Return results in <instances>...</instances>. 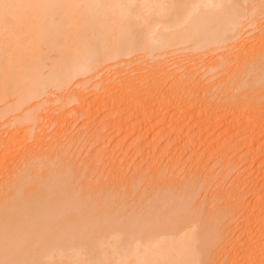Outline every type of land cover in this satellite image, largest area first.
Returning a JSON list of instances; mask_svg holds the SVG:
<instances>
[{
  "label": "bare ground",
  "instance_id": "obj_1",
  "mask_svg": "<svg viewBox=\"0 0 264 264\" xmlns=\"http://www.w3.org/2000/svg\"><path fill=\"white\" fill-rule=\"evenodd\" d=\"M263 18L264 0H0V127L9 128L14 126L16 122H18L17 125L20 122L34 123L35 116H37L35 114L38 109L40 110L42 104L47 102L50 104L54 102L61 103L64 102L67 96L63 99L59 94V96H54L53 100L47 101L46 99L55 95L54 91L59 92L66 89L76 78H84L75 83L74 86L82 88V91L85 92L83 89L89 81L99 77L95 75V73L99 74L98 71L101 75V72L118 65L134 64V62L145 60L147 62H142V64L148 66L150 63L154 61L156 63L159 60L157 71L154 73L152 72L153 69L151 70L145 66L148 68L146 77L137 76L140 78L137 82L132 79L131 81L122 79L120 88L117 87L122 92L121 98L119 94L118 97H114L113 90L109 86L105 89L102 88V91L104 90L103 96L105 94L104 97L107 101L105 105H109L111 109L114 108L113 110L110 109L111 112L108 117L111 118L112 116V118L117 119L116 121H122L130 114L129 107L135 108L136 112L146 116V114H150L146 108L151 104L152 109L150 108V110L157 112L161 121L166 118L168 110H172L171 114L176 112L179 116H182V112L186 111L184 106L191 109L190 114H192L188 119L190 120L193 118L194 113L196 117L195 111H197V108L191 104L194 100L197 101V99H193L195 93L203 91L202 98H205L208 92L211 96L205 100H214H212L213 93L210 92V88L213 89V87L211 85L207 87L208 84L206 85V83H204L206 87L201 84V74L200 76L197 75L198 79H195L197 77L194 78V69L198 68L197 65H200L201 57L205 54L220 51L217 55L214 53V57L211 54L213 57H210L212 59L211 63L200 66L204 67L207 74L208 72H214L217 79V75L220 73H224L225 76V73L228 72V75L225 78L223 76L222 80L216 85L223 84V91L228 89L232 92L233 90L232 95L225 97L228 100L223 99V101H226L224 105L208 102L203 107L202 112H197L200 113V118L201 113H203L202 118L207 125L216 123L218 125L220 123L218 119L220 121L222 119L223 123L229 125L228 130L231 125H233L231 128H234L236 123L241 120L244 127L241 125V129L239 127L235 128L239 137L237 138L243 140L246 138L253 143V141L264 136V106L261 114L258 111V113H248L250 108L246 100L249 111H243L240 114L238 111V113L235 112V109L240 105L244 107V103L241 104L239 101H232V99L236 97L238 92L245 89L248 92V89L253 88L254 90L256 86L260 90L259 86L264 85V33L262 36L259 34L252 36L254 40L261 42V45L254 51H249L250 47L245 48L248 44L246 43L247 38H243L244 42L241 39L243 33L245 31L247 33L249 28H252L249 34L257 29V25ZM259 31L261 32V30ZM239 39H241V42L238 41ZM234 50L238 51L235 53ZM187 55L190 58L188 61L192 62L194 67L188 66L189 70L183 73L184 77L182 75V78H180L179 75L168 85L167 83L170 81L168 79L171 75L162 72L161 65L169 58H173L172 61L175 59L181 60V58L185 59ZM233 61L237 62L235 67L230 65ZM175 62L170 63L176 65ZM126 67L128 68V66ZM227 67L230 68L225 71L224 69ZM199 69L200 67L196 69V73L200 71ZM168 72L171 73V69ZM210 75L211 81L214 80L212 73ZM143 79H147V84H143L144 87L140 85ZM206 79L205 76L204 81L208 82L209 80L206 81ZM214 82L215 80L211 83L215 86ZM98 85L97 83L94 86L97 87ZM117 88L115 89L117 90ZM81 93L79 106L83 105L87 98L86 95ZM76 95H79V93ZM248 95L251 96L252 94ZM202 98L198 101H202ZM77 99L76 101H78ZM120 103L123 105L121 108L118 105ZM258 104V107L261 106L260 103ZM214 106L222 107L224 112L226 110L227 112L223 115H217L211 109ZM249 106L251 107L252 103ZM75 109L77 112L80 110L79 108ZM221 111L223 112V109ZM4 131L2 133L5 136L7 134L8 139L1 137L0 143H3V145L11 144L16 147L17 134L9 135L6 129ZM174 137L176 138V136ZM191 141H186V146ZM58 145L60 146V144ZM37 147L41 148L40 146ZM261 148H264V142L256 150L260 152L259 149ZM183 149L184 147L181 148V151ZM221 149L220 153L223 152ZM17 151L16 153H18ZM21 151V157L16 160L13 167L11 166L12 168L9 167L10 165L6 166L7 172L3 176V180H0V264H214L216 262V257L225 244L221 232L222 226H224L221 218H224V216H220L219 219L215 218L217 216L207 217L210 218L208 223L203 219L206 224L203 223L204 221L189 219V213L185 215L182 212L185 211L188 204L192 203L190 202L192 193L188 196H182L183 198H180L181 195L179 194L181 200L176 195V203L173 206L171 202L174 200L169 198L171 196L168 197L167 190V193L159 194V196H157L158 194L153 195V198L143 195V199L142 193H140L138 198L141 197L140 199L143 200L137 203L134 200L138 199H134L135 203H131V234L125 233L121 229H113L104 234L101 231L102 234L91 238L87 234V232H91L89 230L86 234L84 233L89 235V238L85 239L82 233L84 228L82 218L85 211L77 210L74 213H69L70 210L64 214V210L67 211V209L63 207H66V204L73 197H71L69 191L68 193L65 191L69 188L63 189L68 182L66 180L68 177L62 178L58 173L62 170L68 171L67 168H56L53 161L56 157H48L51 155L47 151H44L46 152L44 156L34 154L30 150L22 149ZM3 153L6 154L5 151ZM29 154L32 155L31 158ZM55 155L57 156V154ZM62 155H65V153H62ZM258 155L260 156V154ZM4 156L6 155H2L1 159ZM44 169L45 171L42 172ZM153 171L156 176L159 175L158 170ZM194 179H185V181L187 180L186 185H189V182L193 184L194 181L192 180ZM179 184L176 185L181 189L182 184H180V187ZM171 185L174 186V183ZM57 186L60 189L56 188V190L55 187ZM170 186L169 194L170 190L172 194L177 193L179 189L175 191L174 189L177 187ZM187 187L189 188V186ZM71 188L73 189V187H70V190ZM154 196L157 198L154 199ZM262 197H257L254 201H261ZM147 198H150L149 202H147ZM84 200L79 199V202L83 201L85 203ZM98 203H101V201ZM90 204H94V202H90ZM76 205L78 206V204ZM253 206L255 208V205ZM97 207L99 209L98 205ZM259 207L261 209V206ZM254 208L246 214L257 216L256 213L259 211ZM72 209H75L73 205ZM76 209L78 208L76 207ZM102 209L104 208L102 207ZM59 212L62 216L53 217ZM96 214H98V211ZM89 215L92 217L91 214ZM256 218L259 219V217ZM98 222L100 223V221ZM123 222L125 223V221ZM116 224L118 225L117 222ZM246 224L249 226L248 222ZM100 225L102 224L100 223ZM105 230L106 228L104 232ZM99 231L97 232L99 233ZM94 232L96 233V229ZM262 233L264 236V231ZM91 234H94L93 231ZM255 236L258 237L257 234ZM253 237L254 235L250 236L251 239ZM259 238H255L257 242L255 241L254 247L257 248V253L260 254L258 264H264V245H258ZM261 240L264 241V239ZM240 256L243 255L240 254ZM244 256L243 260L249 261L250 255ZM252 258H250L251 262H257ZM217 262L215 264H219ZM234 263L235 261L228 264ZM247 264L251 263L248 262Z\"/></svg>",
  "mask_w": 264,
  "mask_h": 264
},
{
  "label": "rangeland",
  "instance_id": "obj_2",
  "mask_svg": "<svg viewBox=\"0 0 264 264\" xmlns=\"http://www.w3.org/2000/svg\"><path fill=\"white\" fill-rule=\"evenodd\" d=\"M263 24H264V18L263 20H260L259 24L257 25V29L253 30L252 33L249 34L250 30L252 29V28H249L247 33L245 31L243 35L241 36L242 41L244 40L243 38L245 39L247 38L246 43L248 44L245 48L250 47V49L247 48L249 51H254L255 49L258 48V46L261 45V42H259L258 40H254L253 39L254 37L252 38V36H256L257 34L261 36L263 35L264 33ZM259 30H261V32ZM241 39H239L238 41L241 42ZM237 51L238 50H236L235 53ZM219 52L220 51H218V53ZM214 53L216 55L218 54L216 52ZM214 53H209V54L207 53L203 57H201L200 65L205 66L211 63V60H212L211 58L215 56ZM211 54L213 55V57ZM133 58L135 59L136 56ZM130 59L128 60L130 61ZM172 59L173 58L171 59L169 58V60H167L166 62H163L164 64L162 63L163 65H161V71L163 70L162 72L166 73L167 75H171L169 77L170 79H168L170 80L167 83L168 85L170 84V82H172L173 79L178 78L179 75H180V78H182L183 73H186V71L189 70L188 68L193 66V63L188 61L190 59L188 55L185 59L181 58V60L175 59L173 61ZM138 62H134V64L130 63L127 65H124V64L118 65L114 68L101 72V75H100V71H98L99 74L95 73V75H98L100 78L95 77L91 79L88 85L85 87V89H83L85 90V92L82 91V88L74 86L75 83H77L79 80L84 79V78L82 77L76 78L74 79L73 83L66 88L67 90L64 89L59 92L54 91L53 93L55 95L49 96L46 99L47 101L53 100L54 96H59L60 94V96H62L63 99L67 96L64 99V102H61V103L54 102L51 104L47 102L48 104L47 103H44L45 105L42 104V107L40 106V110L38 109V111L35 114L37 116H35V121L34 123L32 122L33 124L31 122H27V123L20 122L21 124L19 123V125H17L18 122H16L14 126L9 127V128L0 127L1 128L0 133L5 132L4 129H6L9 135L16 133L17 134L16 138H18V140L17 139L15 140L17 143L16 147H13L11 144L3 145V143H0L1 144L0 149L6 152L5 154L3 153V151L0 150V160H1L0 180L1 181L3 180V176H5L7 172L6 166L10 165L9 167L11 166L13 167L16 163V160L21 157L22 149L27 150V151L30 150L34 154H39L41 156H44V153H46L44 151H47L49 155H51L48 157H56V159L54 158L55 160H53L54 164H56L55 167L56 168L66 167L68 170V171L62 170L58 173L60 177L62 178L68 177L69 179L66 178V180L68 182L70 181L69 183L67 182L66 186H64L65 188L63 187V189L65 190L66 188H69V189H66L65 191L67 193L69 191L70 194L72 195L71 197H73L72 200H70L69 203L66 204L67 206L63 207L64 209H67V211L64 210V214L68 213L70 210L71 211L69 213H74L77 210L83 211V212L85 211V213H83V218H82V220L84 221L83 222L84 228L82 229V233L85 239L86 238L88 239L89 237L92 238V237L98 236L99 234H102L101 231H103V234H104L106 232L112 231L113 229H121V230H124L125 233L131 234V203L134 204L136 201L137 203L140 202V200L144 199L143 195H145V197L147 196L152 197L153 195L156 196L158 194L157 196H159V194H164L168 192L167 193L168 197L171 196L169 198L175 201L177 199L176 195L179 198V194H180L181 195L180 198H181L182 196L183 197L188 196L192 193L190 196L191 197L190 202L192 203L189 202L190 204H188L185 211L182 212L185 215L189 213V219L191 220L196 219L197 221H204L203 219H205L206 223H208V220H210V218L214 216H217L215 217L216 219L221 218L220 216L222 215L224 216V218H221L223 219L221 221H222V224L224 225L222 226L221 232L224 238L223 243L225 244L223 247H221L220 252L217 255V257L218 256L219 257L218 258L216 257V262L217 260H219V262H217L219 264L220 263L228 264L230 262L233 263L235 261L236 264H239V262L243 264V261H244V264H247L248 262L251 264H254V263L258 264V256L260 254L257 253V248L254 247V245L256 244L257 242L256 239L259 238V236L261 239H264V236L262 235L263 234L262 232L264 231V228H263L264 227V224H263L264 223V215H263L264 214V203H263L264 202V176H263L264 174V170H263L264 169V152H263L264 148L259 149L260 152H258L256 149L264 142V136H261L259 139L251 143L250 142L251 140L246 139V138L244 140L238 139L239 137L236 134L237 130L235 128H238V127L242 128L241 125H243L244 127V123L241 120L240 121L238 120L239 123H236V126H234V128H231L233 126L231 125L230 129L228 130L229 125H226L225 123H223L222 119L221 121L220 119H218V121L220 122L218 125L217 123L214 125H207L202 118L203 113H201V118L199 117L200 113L198 112L203 111V107H205V104L207 105V103L209 102L213 104H223L224 105L226 101H223V99H226L225 97L231 96L233 92V90L231 92V90H228V89L226 91H223L224 90L223 84L218 85V86L216 85V83L222 80L224 73L222 74L220 73L219 75H217L218 77L217 79L214 72H208V74L205 73L204 67L203 66L201 67L199 64L197 65L198 68L200 67L199 69L200 71L198 70L199 71L198 73H196L197 72L196 69L198 68H195V69L193 68L195 70L194 78L197 77L195 79H198V76H200L201 74L202 75L200 76V78L202 77L201 84L206 83V85L208 84L207 87L209 85L213 87V89L210 88L211 90L210 92L213 93L212 100L214 99L213 101L215 102L205 100L209 96H211V94L208 92L206 93L205 98H202L203 91L198 92L200 95L198 93H195V96H193V99H197V101L201 98L203 99L202 101H198V102L194 100L195 104L194 102H191V104L195 108H197L196 110L198 112L195 111L196 117L194 113L193 118L188 120L189 116L192 114V113L190 114L191 109L187 108V106H184V108L186 107V111L182 112L184 115L182 114V116H179L176 112L171 114L172 110H168L169 112L167 111L166 118L163 121H161V118L159 117L158 113L150 110L152 106L151 104H149L146 108V110H148V112L151 115L148 113L149 115L146 114V116L143 115L144 116L143 117L142 114H140V112H136L137 110L135 108L129 107L130 114L128 115L127 118H125L122 121H116L117 119L112 118V116L111 118L108 117L109 113L114 108L111 109L109 105H105L107 101L105 100L106 97H104L105 94L103 96L104 90L102 91V88L105 89V87L109 86L110 89L113 90V91L111 90L114 94L113 96L118 97V94H119L121 98L122 92L117 87L119 86L120 88L122 79H127L130 81L132 79L137 82L139 77L147 76L146 73L148 74L147 72L148 68H150L151 70L153 69L152 72L155 73L159 67L158 65L159 60L156 63L155 61L150 63L149 66L142 64V62L143 63L147 62V60L138 61ZM170 62L172 63L175 62L177 66L171 64ZM233 62L230 65L235 67L237 62L236 61H233ZM126 66H128V68ZM145 66L148 68H146ZM171 66H174V67L169 68ZM230 67H227L224 70L227 71L229 70L228 68ZM179 68L181 69L178 70ZM170 69H171V73L168 72L170 71ZM135 70L136 71L138 70V72H136ZM210 73H212V78L214 77L215 86L213 85V83H211L214 80L212 79L211 81ZM227 73H225L224 78L228 75ZM205 76L209 80L208 82L204 81ZM146 80L143 79L140 82L141 83L140 85H142V87H144V85L147 84ZM97 83L99 85L95 87L94 85L95 84L97 85ZM115 88H117V90ZM259 88L260 90H258V86H256L254 90L253 88H251L252 91L248 89L249 91L246 92L247 89H245L244 91L236 93V97H234L232 101H239L241 104L244 103L243 105L244 107H241L240 105L239 107L243 108L242 111H241V108L237 107V109H235V112L238 111L240 114H242L243 111L248 112L249 111L248 107H249L250 111L248 113L260 112L259 114H261L262 113L261 110L263 109V106H264V103H262L264 102V85L259 86ZM79 90H81L80 91L82 92L81 94L86 95L87 97L86 102H85L86 105L84 103L83 105L79 106V98H80ZM76 91L79 93V95H76L78 94ZM228 93L229 95H227ZM239 94H241V96H239ZM248 94H252V95L249 96ZM247 97L248 99H246ZM76 99L78 101H76ZM215 99H217L218 101H216ZM221 99L222 101H220ZM251 99H252V102H251ZM246 100H247V103L249 104L252 103L251 107L249 106V104H247L248 105L247 107L246 102H245ZM258 103H260L261 106L258 107L259 105ZM118 105H120L119 106L120 108L121 106L123 107L121 103ZM197 105L198 107H196ZM252 107H253V110H252ZM75 108L77 109L79 108L80 110H78L77 112ZM211 109H213L217 115H223L225 114V112H227V110L224 112V108L222 107L218 108L214 106V108H211ZM222 109H223V112L221 111ZM186 112H187V115H186ZM58 119L59 121H57ZM57 123L61 126H59ZM177 123H179L180 125L179 124L177 125ZM226 126L228 127L225 128ZM58 133L59 135H57ZM172 133L175 134L174 136H176L177 139L173 136ZM0 135H1L0 138L5 137L6 139H8L7 134L6 136L3 133ZM78 136L81 138H79ZM186 141L187 142L191 141L190 144L191 143L192 144L190 145L188 143V146H186L187 145V143H185ZM72 143L73 144L75 143V144L73 145ZM58 144H60V146ZM35 145L36 147L40 146L41 148L37 147L36 149ZM41 145H43L44 148ZM55 145H58V146H55ZM10 147L14 149H11ZM29 147L32 148L33 150L35 149L36 151L31 150ZM183 147L184 149L181 151V148ZM7 148L9 151L7 150ZM224 148H225V151H224ZM220 149L223 151L222 153H220L221 152ZM16 151L18 153H16ZM255 152H258V153H255ZM62 153H65V155H62ZM55 154H57V156ZM258 154H260V156ZM2 155H6L4 156V158L2 157L3 160L1 159ZM256 156H258L259 158H257ZM29 157L31 158L32 155L29 154ZM262 161L263 163H261ZM126 164L127 166L125 167ZM121 166L122 168H120ZM1 167L4 169H2ZM117 169L118 171H116ZM135 169H138V170H135ZM153 170L155 171L158 170L159 175L156 176ZM44 171L45 169L42 170V172ZM64 171L66 172L64 173ZM189 178H195L194 180H192L194 182L193 184L192 182L191 184L189 182L188 183L189 185H186L187 180L185 181V179H189ZM173 183H174L175 188L177 187L174 190L177 191V189H179L177 191L178 194L177 193L172 194L171 190L169 194V189H170L169 186ZM177 183L182 184L181 189L178 188V185H176ZM183 183H184V186H183ZM180 184H179V187H180ZM172 186L173 185H171L170 187ZM187 186H189V188ZM70 187H73V189L71 188L70 190ZM56 188H59V187L57 186L55 187V189ZM74 192H76L78 195L75 194ZM82 192L83 194L81 195ZM140 193H142L141 196L143 197V199H140L141 197L138 198ZM171 194L173 195V197ZM102 196H103V199H102ZM155 196H154V199L157 198ZM260 196L262 197V199H260L261 201H257L258 202V205H257V202L254 201V199H256L257 197L261 198ZM79 199L81 200L86 199L84 200L85 203L83 201L79 202ZM134 199H138V200H134ZM99 200L101 201V203H98L100 202ZM146 200L147 202H149L150 198H147ZM96 201L98 204L95 203ZM174 201L171 202L172 206L176 203V201L175 202ZM90 202L92 203L94 202V204H90ZM252 203L253 205H255V208L252 205ZM76 204H78V206ZM72 205H73V208L75 207V209H72ZM97 205L99 206V209ZM82 206L83 208H81ZM244 206H245V210H244ZM259 206H261V209L262 208L263 209L261 210ZM76 207L78 209H76ZM102 207L104 209H102ZM198 207L200 208L198 209ZM253 208L256 211L257 210L259 211L258 213H256L257 216L255 215L252 216V214H246V213H249L248 211L252 210ZM87 209L89 210L88 212H87ZM91 210L96 211V212L98 211V214H96V212H93V211L90 212ZM260 212L263 213L262 214L263 216L261 215ZM89 214H91L92 217ZM191 214L193 217L190 216ZM58 216L59 217L62 216L60 212L59 214L58 213L55 214V216L53 217L58 218ZM207 217H210V218H207ZM256 217H259V219ZM261 219L263 220L261 221ZM92 220H94L96 224ZM120 220L122 223L120 222ZM98 221H100L102 225H100ZM123 221H125V223ZM103 222H105L106 224ZM116 222L118 223V225L116 224ZM247 222L249 223V226H247L248 225L246 224ZM203 223L206 224L205 221ZM260 223L262 226L260 225ZM123 224H126V225H123ZM105 225H109V226H105ZM94 228L96 229V233L94 232L95 231ZM105 228L106 230L104 232ZM245 228L247 231L245 230ZM89 230H91V232H87ZM92 231L94 234H91ZM97 231H99V233ZM86 232L90 236L85 235ZM246 233L249 234V237H248V234ZM256 234L258 237L255 236ZM253 235L256 239L254 237L252 239L250 238V236H253ZM260 238L258 240V245L261 244L260 246H263L264 241L261 240ZM248 243L249 245L247 246ZM250 244H252V246H250ZM239 245L240 247L241 246L242 247L241 248L238 247ZM244 247L246 248L243 249ZM235 251L236 253L238 252L242 254L243 256L250 255V258H252L251 256H253L254 258L252 259L257 260V262L255 261L254 263L251 262L252 260L250 261V258H249V261L245 259L243 260L245 256L244 257L240 256V254L238 253L236 254ZM221 252H222V255H221ZM233 253H235L236 255ZM251 253L256 254V255H253ZM232 256L233 257L235 256V257L233 258ZM216 262H214V264Z\"/></svg>",
  "mask_w": 264,
  "mask_h": 264
}]
</instances>
